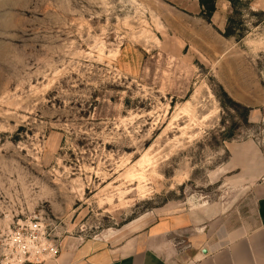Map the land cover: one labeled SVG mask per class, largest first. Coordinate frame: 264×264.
Listing matches in <instances>:
<instances>
[{
  "label": "rangeland",
  "instance_id": "rangeland-1",
  "mask_svg": "<svg viewBox=\"0 0 264 264\" xmlns=\"http://www.w3.org/2000/svg\"><path fill=\"white\" fill-rule=\"evenodd\" d=\"M252 143L264 0H0V250L28 216L60 244L199 203L235 222Z\"/></svg>",
  "mask_w": 264,
  "mask_h": 264
},
{
  "label": "crops",
  "instance_id": "crops-1",
  "mask_svg": "<svg viewBox=\"0 0 264 264\" xmlns=\"http://www.w3.org/2000/svg\"><path fill=\"white\" fill-rule=\"evenodd\" d=\"M252 145L264 161V151ZM243 180L235 222L221 218L224 202L164 208L119 238L65 236L55 258L42 264H264V171Z\"/></svg>",
  "mask_w": 264,
  "mask_h": 264
},
{
  "label": "built area",
  "instance_id": "built-area-1",
  "mask_svg": "<svg viewBox=\"0 0 264 264\" xmlns=\"http://www.w3.org/2000/svg\"><path fill=\"white\" fill-rule=\"evenodd\" d=\"M2 244L1 264H42L55 258L61 246L39 216L17 220Z\"/></svg>",
  "mask_w": 264,
  "mask_h": 264
},
{
  "label": "trees",
  "instance_id": "trees-1",
  "mask_svg": "<svg viewBox=\"0 0 264 264\" xmlns=\"http://www.w3.org/2000/svg\"><path fill=\"white\" fill-rule=\"evenodd\" d=\"M201 4L204 5L203 2H201ZM212 10H213V6L209 9V12H212Z\"/></svg>",
  "mask_w": 264,
  "mask_h": 264
},
{
  "label": "bare ground",
  "instance_id": "bare-ground-1",
  "mask_svg": "<svg viewBox=\"0 0 264 264\" xmlns=\"http://www.w3.org/2000/svg\"><path fill=\"white\" fill-rule=\"evenodd\" d=\"M130 176H131V177H133V176H134V174H131ZM132 179L134 180V178H132ZM139 188H141V187H139Z\"/></svg>",
  "mask_w": 264,
  "mask_h": 264
}]
</instances>
